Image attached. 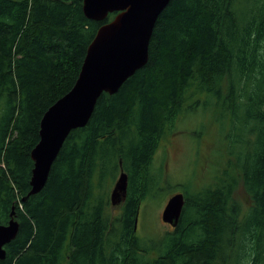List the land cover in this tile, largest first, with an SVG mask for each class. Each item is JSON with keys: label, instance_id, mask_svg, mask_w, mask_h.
Masks as SVG:
<instances>
[{"label": "trees", "instance_id": "16d2710c", "mask_svg": "<svg viewBox=\"0 0 264 264\" xmlns=\"http://www.w3.org/2000/svg\"><path fill=\"white\" fill-rule=\"evenodd\" d=\"M83 1L0 0V224L12 211L19 222L0 264H230L228 247L239 229L230 211L240 210L234 199L240 183L253 219L240 228L237 264H258L264 0H171L154 28L148 63L117 93L99 97L87 125L66 138L45 187L29 196L42 117L74 86L107 21L87 18ZM201 105L217 115V130L226 131L227 165L199 197L186 198L172 232L158 242L144 239L135 221L157 186L155 157L180 118ZM120 160L128 193L114 214L109 195L95 190L111 170L118 173Z\"/></svg>", "mask_w": 264, "mask_h": 264}, {"label": "water", "instance_id": "95a60500", "mask_svg": "<svg viewBox=\"0 0 264 264\" xmlns=\"http://www.w3.org/2000/svg\"><path fill=\"white\" fill-rule=\"evenodd\" d=\"M170 2L171 0L83 1L84 14L91 20L104 21L110 13L116 12V15L111 20L107 19L97 30L87 48L74 86L51 105L42 117L40 139L31 152L34 167L30 193L37 194L45 187L52 165L66 138L72 130L87 125L99 97L104 92L117 93L131 76L148 63L154 28ZM119 164L120 174L110 194L113 206H120L128 193V173L123 168L122 160ZM185 204L184 193L172 195L164 208L163 221L177 227ZM138 214L135 230L138 228ZM18 232L19 222L12 211L9 222L0 224V259H5V245L15 239Z\"/></svg>", "mask_w": 264, "mask_h": 264}, {"label": "rangeland", "instance_id": "374dc122", "mask_svg": "<svg viewBox=\"0 0 264 264\" xmlns=\"http://www.w3.org/2000/svg\"><path fill=\"white\" fill-rule=\"evenodd\" d=\"M206 97L207 94L201 99ZM217 120V115L209 107L201 105L195 111L186 112L178 121L175 132L163 139L152 168L157 186L153 187V194L143 201L138 214L137 234L140 237L158 242L168 232H172L174 227L162 219L169 198L178 192L184 193L189 200L199 197L198 192L211 184L215 176L219 175L217 173L227 165L229 157L224 146L226 131L217 130L220 127ZM119 174L120 170L118 173L115 170L107 173L103 186H97L96 195L102 194L103 190L110 199ZM99 176L100 171L96 170L94 180L97 184L100 183ZM234 199L240 203V210H231L230 215L237 220L239 229L232 233V243L228 247L230 264H237L242 255L243 234L240 228L253 219L250 211L252 202L242 183ZM109 211L118 214L121 205L111 204ZM258 264H264V251Z\"/></svg>", "mask_w": 264, "mask_h": 264}, {"label": "bare ground", "instance_id": "6f19581e", "mask_svg": "<svg viewBox=\"0 0 264 264\" xmlns=\"http://www.w3.org/2000/svg\"><path fill=\"white\" fill-rule=\"evenodd\" d=\"M31 190H32V189H31ZM30 192H31V191H30ZM30 195H34V194H32V193H29V196H30ZM25 200H26V198H25Z\"/></svg>", "mask_w": 264, "mask_h": 264}]
</instances>
